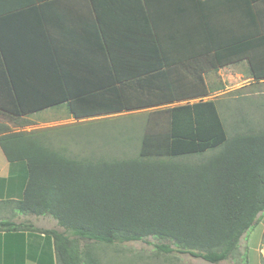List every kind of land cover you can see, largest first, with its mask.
Masks as SVG:
<instances>
[{"label": "trees", "instance_id": "16d2710c", "mask_svg": "<svg viewBox=\"0 0 264 264\" xmlns=\"http://www.w3.org/2000/svg\"><path fill=\"white\" fill-rule=\"evenodd\" d=\"M254 1H239L244 26L249 28L238 32V37L226 32V41L222 36L219 45L218 33H211L206 60L217 70L245 59L250 81L258 83L264 81V64L254 63L251 55V43L257 37L250 28L256 20L250 11ZM37 34H45L43 22ZM13 45L1 31L2 54L6 56ZM5 66L13 73L10 64ZM50 66L56 67L54 59ZM15 81L17 102L7 110L8 119L65 103L68 115L82 120L151 107V100L158 96L149 101L137 96L139 103L129 106L135 99L132 94L119 98L108 86L95 92L81 87L79 94H68L61 101L52 97L47 104L39 100L31 104L22 102ZM207 96L176 95L172 100L199 101L150 111L134 156L97 153L91 157L82 154L81 147L79 154H70L69 146L59 145L65 143L61 128L11 132L0 123V149L6 160L27 166L22 199L2 203L19 215L50 217L56 222L59 229H31L50 237L55 264H99L88 247L90 242L112 245L149 238L157 241L154 247L163 254H185L209 264L233 258L243 235L264 212V122H256V128L245 123V130L235 123L229 135L216 101L203 100ZM20 100L33 109L21 110ZM24 224L0 221V231L25 230ZM262 238L264 244V233Z\"/></svg>", "mask_w": 264, "mask_h": 264}, {"label": "crops", "instance_id": "0c3cea01", "mask_svg": "<svg viewBox=\"0 0 264 264\" xmlns=\"http://www.w3.org/2000/svg\"><path fill=\"white\" fill-rule=\"evenodd\" d=\"M239 1L0 0V32L14 44L6 56L0 50V123L11 132H29L38 130L33 129L35 126H54L70 117L63 103L8 119L7 110L17 102L13 80L20 89L16 92L22 96V102L31 104L38 100L47 104L52 97L61 101L68 94H79L81 87L95 92L94 89L108 86L119 98L132 94L135 99L129 106L139 103L137 96L149 101L158 95L151 100L154 104L151 107L131 108L125 113L150 112L199 101L188 97L172 100L181 94L207 93L203 100H212L215 74L225 83L231 82L224 86L223 93L238 81V85L245 79L250 81L245 59L217 70L211 69L206 60L211 51L212 32L218 33L221 45L222 36L226 41V32H235L238 37V32L249 28L244 26V8ZM250 11L256 19L250 28L257 32L251 43L252 61L263 65L264 0L251 3ZM40 22L45 28L44 35L37 34ZM52 59L54 68L50 66ZM5 63L10 64L14 74L8 73ZM171 81L176 85H171ZM189 82H194V86L187 88ZM165 95L167 100L160 98ZM18 103L21 110L33 109L24 107L21 100ZM16 110L21 111L19 107ZM58 110L65 115L53 121L47 119L46 115ZM112 115L119 114L82 120L70 118L80 123ZM91 145H85L81 153L94 157L98 152L92 142ZM26 182V163L8 162L0 149V221L26 225L21 231H0V264H54L50 237L31 229H59L56 222L47 220L50 217L19 215L11 205L2 203L21 200ZM41 221L51 225L40 226ZM261 258L264 259V251Z\"/></svg>", "mask_w": 264, "mask_h": 264}, {"label": "rangeland", "instance_id": "374dc122", "mask_svg": "<svg viewBox=\"0 0 264 264\" xmlns=\"http://www.w3.org/2000/svg\"><path fill=\"white\" fill-rule=\"evenodd\" d=\"M212 81L213 94L211 98L216 101L220 116L229 135L234 133L235 123H239L241 129L245 130L247 128L245 123L256 128V122H264V83H252L245 79L243 84L238 85V81L235 87L223 93L224 86L231 85V82L225 83L216 74L213 76ZM148 113L149 111L124 113L80 123H76L75 120H71L67 116L64 119L68 120L57 122L53 124L54 126L39 125L33 129L57 131L61 128L63 130L61 137L65 143L60 142L59 145L69 146L72 150L70 154H79L80 147L89 146L92 142L98 154L105 153L116 156L124 153L128 156H134L137 153V142L142 134ZM60 115H65L63 110L54 111L46 117L53 121L58 119ZM47 119L42 120L48 122ZM73 134L76 135L75 139L72 136ZM259 215L256 224L240 240L238 254L221 264H264V260L261 258L264 251V245L261 244L264 233V212ZM47 220L54 221L52 218ZM45 224L46 222L42 223L41 221L38 225ZM46 225H51V223ZM156 243L155 239L149 238L144 242H126L112 245L90 242L88 247L94 250L99 264H209L185 254L160 253L154 247ZM55 261L53 253L51 262L55 264Z\"/></svg>", "mask_w": 264, "mask_h": 264}]
</instances>
